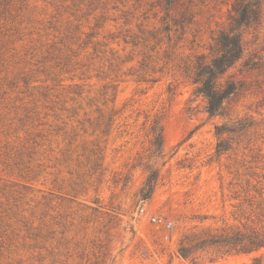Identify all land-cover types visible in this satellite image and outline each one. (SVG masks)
I'll return each instance as SVG.
<instances>
[{"label":"rangeland","instance_id":"1","mask_svg":"<svg viewBox=\"0 0 264 264\" xmlns=\"http://www.w3.org/2000/svg\"><path fill=\"white\" fill-rule=\"evenodd\" d=\"M233 1L0 0V264L250 260L193 263L177 252L194 225L229 221L228 166L252 155L237 147L215 158L223 118L209 117L189 78ZM261 31L254 44L245 34L246 52ZM259 99L246 95L229 114L261 120L252 138L264 162ZM147 164L158 180L141 199Z\"/></svg>","mask_w":264,"mask_h":264},{"label":"trees","instance_id":"2","mask_svg":"<svg viewBox=\"0 0 264 264\" xmlns=\"http://www.w3.org/2000/svg\"><path fill=\"white\" fill-rule=\"evenodd\" d=\"M171 1L167 0V3ZM261 29H264V0H234L228 24L219 30L209 57L197 55L189 71L194 92L205 99V112L209 117L223 118L214 126L215 158L219 159L223 153L237 147L252 153L250 159H241L228 166L235 168L229 182V199L232 200L229 221L221 219V224L215 227L194 225L193 230L182 234L177 252L181 258L193 263L203 258L212 261L232 254L254 253L244 264H264V162L261 149L255 147L256 139L252 138L257 134L261 120L257 121L249 112L229 114L230 105L246 95L260 96L255 112L264 108V36L262 43L248 52L244 40L245 34L251 31L254 44ZM240 60L238 73L223 78ZM151 129L158 131L150 141L158 150L163 142L162 127L154 121ZM145 169L147 174L140 189L141 199L151 196L158 180V173L151 164ZM197 218L202 222L208 217Z\"/></svg>","mask_w":264,"mask_h":264}]
</instances>
